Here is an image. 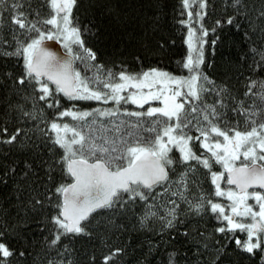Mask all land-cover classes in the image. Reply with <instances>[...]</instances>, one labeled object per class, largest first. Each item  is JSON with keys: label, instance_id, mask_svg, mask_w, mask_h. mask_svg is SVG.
Masks as SVG:
<instances>
[{"label": "snow or ice", "instance_id": "6c2138e0", "mask_svg": "<svg viewBox=\"0 0 264 264\" xmlns=\"http://www.w3.org/2000/svg\"><path fill=\"white\" fill-rule=\"evenodd\" d=\"M182 5L181 16L186 12L187 19L178 23L187 29V54L177 62L181 74H173L158 66L145 67L139 56L138 71H129L123 63L107 67L96 62L97 53L85 46L84 30L74 15L78 0H45V15L40 8L23 11L24 0H0V30L10 25V38L0 33V56L13 60L16 68L5 71L0 81L10 90L8 114L15 111L36 121L35 129L28 131L37 132V139L52 146L50 159L40 162L46 177L44 199L34 197L32 205L44 206L47 201L54 210L48 218L49 249L58 250L63 238L90 237L97 216L110 213L106 219L112 224V216L139 207L142 228L158 221L161 231L174 229L184 223L182 216L210 215L217 221L215 233L228 242L215 239L210 245L213 238L199 231L198 237H191L197 257L192 264H230L233 240L238 250L264 264V80L248 77L244 95L254 97L253 102L244 107L240 100L232 109L244 118L243 126L239 120H228L224 102L228 89L202 70L209 35L203 23L208 0H182ZM231 7L235 14L217 19L213 33L224 23L239 30L237 17L248 16L246 5L244 0H231ZM258 19L264 21V7ZM244 37L251 39L247 31ZM217 39L211 41L213 47ZM49 42L59 44L64 54L59 55ZM174 44L162 37L153 54ZM252 51L259 55L253 71H260L264 51ZM12 94L24 103H11ZM210 94L217 97L211 104L205 99ZM76 102L101 106L80 109ZM129 104L138 110L125 107ZM22 131L16 128L10 133L5 124L0 143L15 144ZM15 172L14 167L6 169L0 182L7 184L9 174ZM30 174L35 170L25 163L22 178ZM11 232L7 227L0 230V264H14L17 255L25 256L11 246ZM237 232L244 238H238ZM181 234L190 236L187 230ZM121 252L110 251L102 264H111ZM58 254L61 259L47 264H75L66 258L71 255L67 245ZM91 261L95 264L96 257ZM168 264H177L175 253L169 254Z\"/></svg>", "mask_w": 264, "mask_h": 264}, {"label": "trees", "instance_id": "16d2710c", "mask_svg": "<svg viewBox=\"0 0 264 264\" xmlns=\"http://www.w3.org/2000/svg\"><path fill=\"white\" fill-rule=\"evenodd\" d=\"M30 3L31 7L29 0H24L22 10L32 12L33 9L40 8L42 15L48 12L45 0H30ZM78 3L79 8L74 10V15L84 30L85 46L97 53L96 62L107 67L123 63L129 71H138L140 62L136 57L139 56L145 67L158 66L173 74H181L177 62L187 54V45L184 43L187 29L178 23L180 19H187L186 12L181 16L182 0H78ZM208 3V15L203 23L209 30V35L205 38L208 43L204 46L205 63L202 70L218 86L228 89L224 100L228 105L227 119L239 120L243 126L244 118L232 109L237 101H245L244 107L253 102L254 97L244 95L248 77L264 80V68L253 71L259 55L252 51L253 48L257 49V52L264 51V31L261 30L264 21L258 19L260 9L264 7V0H244L248 16L237 17L239 30L224 23L215 33L211 31L216 27L215 21L234 15L235 9L231 7V0H208ZM9 28L10 25L6 24L0 30L4 38H10ZM246 31L251 39H245ZM162 37L169 43L174 40L175 44L158 54H153L157 41ZM217 37L213 47L211 41ZM76 66L83 69L79 62ZM5 71H16L15 64L13 60L0 56V81L5 79ZM183 74H187L186 70ZM9 95L10 90L0 83V129L7 124L10 133L16 128L25 130L21 132L15 144L0 143V176H3L8 168L16 169L15 174H9L7 184L0 182V230L7 227L11 232L15 228V231L11 232L9 242L18 251L25 252L23 257L17 255L14 264H47L50 259L59 260L62 257L59 256L58 250L63 251L64 245H67L71 252L66 258L72 259L75 264H92L93 256L96 257L95 264H102L103 257L116 249H122V252L113 258L111 264H168L170 253H175L177 264H192L197 257L193 255L196 245L191 237H198L199 231L213 238L209 240L210 245L214 244L215 239L228 242L215 233L212 218L208 215L188 218L182 216L184 223L178 224L174 229L161 231L158 221L142 228L138 223L141 209L137 207L135 211L129 210L126 214L112 216V224L106 219L111 216L110 213L97 216L90 226V237L63 238L58 250L49 249L47 240L51 239L52 225L48 218L54 210L48 206L47 201L44 206L36 205L34 208L32 205L34 197L44 199L46 177L40 162L41 159H50L49 148L52 146H45L37 139V132L28 131L35 129L36 121L21 118L15 111L8 114ZM232 97H235V100ZM205 99L211 104L217 97L210 94ZM10 102L24 103L14 94L10 96ZM62 104L70 106L67 101H62ZM76 104L80 109L101 106L96 102ZM256 104L260 106L258 99ZM26 107L31 108V104ZM125 107L133 110L130 104ZM51 114V110H48L49 118ZM65 119L71 122L70 118ZM26 136L30 139H26ZM35 144H40V148L36 149ZM25 163H31L35 170V174H30L27 179L22 178ZM55 176L59 180L58 171ZM203 186L205 188L207 183ZM48 187H51V184H48ZM186 230L190 234L189 238L181 234ZM229 252L230 264H254L249 257L234 248L233 241L229 243Z\"/></svg>", "mask_w": 264, "mask_h": 264}, {"label": "flooded vegetation", "instance_id": "af4514ba", "mask_svg": "<svg viewBox=\"0 0 264 264\" xmlns=\"http://www.w3.org/2000/svg\"><path fill=\"white\" fill-rule=\"evenodd\" d=\"M145 107H147V105H146ZM133 110H138V109L134 108ZM217 167H218V166H217ZM202 171H203V170H202ZM206 183H207V182H206ZM209 187H210V185L207 183V186H205V189H208ZM225 187H226V185H225ZM223 202H224V203H227V201H223ZM208 216L211 217L210 215H208ZM212 221H213L214 226L216 227V226H217V221H216L214 218H212ZM236 236H237L238 238H241V239L244 238V234H242V233H240V232H237V233H236ZM230 239H231V238H230ZM233 245H234V248L237 249V248H236V245H235V243H234V240H233ZM238 251L241 252V254H243V255L249 257L247 253H244V252H242V251H240V250H238ZM249 259H250L251 262H253L254 264H259V258H258V257L255 258V259L249 257Z\"/></svg>", "mask_w": 264, "mask_h": 264}, {"label": "water", "instance_id": "95a60500", "mask_svg": "<svg viewBox=\"0 0 264 264\" xmlns=\"http://www.w3.org/2000/svg\"><path fill=\"white\" fill-rule=\"evenodd\" d=\"M49 46L54 51H56L59 55H63L64 54V49L59 44H56L55 42H49Z\"/></svg>", "mask_w": 264, "mask_h": 264}, {"label": "rangeland", "instance_id": "374dc122", "mask_svg": "<svg viewBox=\"0 0 264 264\" xmlns=\"http://www.w3.org/2000/svg\"><path fill=\"white\" fill-rule=\"evenodd\" d=\"M105 106H107V105H105ZM130 106H131V107H133V109L135 108V106H134V105H131V104H130Z\"/></svg>", "mask_w": 264, "mask_h": 264}]
</instances>
